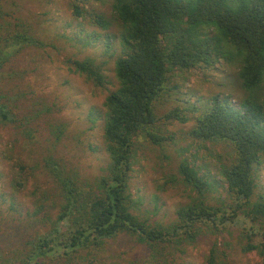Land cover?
Returning <instances> with one entry per match:
<instances>
[{"label":"trees","instance_id":"16d2710c","mask_svg":"<svg viewBox=\"0 0 264 264\" xmlns=\"http://www.w3.org/2000/svg\"><path fill=\"white\" fill-rule=\"evenodd\" d=\"M112 8L110 19L93 13L94 21L104 29L118 25L123 47V56L115 64L118 88L104 104L110 175L102 179L98 190L83 191L77 177L49 160L46 170L61 201L35 204L31 216L41 229L20 247L0 252V264H94L85 252L100 249L121 234L135 237L150 249L161 248L159 255L185 253L201 236L233 226L245 231L243 250L257 251L264 259V193H257L256 175L264 158V99L260 93L264 87V0H114ZM83 11L76 7V17H82ZM15 37L18 43L32 39L21 32ZM6 42L9 50L15 48ZM8 62L9 57L0 58V71ZM220 63L237 68L246 93L239 103L229 96H215L200 115L197 107L183 103L163 116L158 114V103L175 70ZM71 64L74 72L96 86L107 83L95 59ZM15 116L0 81V123L11 124ZM192 120L195 126L189 135L194 140L222 143L232 151L229 161L219 165L230 203L211 205L207 195L212 183L185 160L180 174L196 200L178 209L174 222L150 223L134 211L129 186L136 141L143 136L161 144L170 137L159 134L160 123ZM27 181L16 186L25 187ZM206 264H218L216 247Z\"/></svg>","mask_w":264,"mask_h":264},{"label":"rangeland","instance_id":"374dc122","mask_svg":"<svg viewBox=\"0 0 264 264\" xmlns=\"http://www.w3.org/2000/svg\"><path fill=\"white\" fill-rule=\"evenodd\" d=\"M114 0H0V58L10 62L0 71L4 93L11 101L15 122L0 123V252L20 247L41 229L31 216L39 201H57V186L46 165L57 161L77 177L83 191H96L110 175L104 141L105 101L118 88L116 60L123 56L116 23L104 29L93 13L113 16ZM76 7L84 9L77 18ZM108 19V20H109ZM111 21V20H109ZM32 36L16 42V33ZM15 48L9 50L7 42ZM10 53V54H9ZM93 58L107 83L98 87L74 72L71 61ZM8 59V58H7ZM237 68L220 63L211 68L175 70L168 91L158 103L165 115L183 103L202 114L215 96L244 98ZM260 93L264 99V87ZM190 116L192 113L189 114ZM195 126L177 121L160 123L159 134L170 137L155 144L139 137L129 186L134 211L150 223L174 222L181 207L197 195L183 183L179 167L187 160L213 185L211 205L230 203L220 175V162L232 152L222 143H201L189 134ZM258 195L264 193V158L256 167ZM25 187L16 186L24 183ZM51 202L49 203V205ZM243 227H230L200 237L185 253L159 255L135 237L121 234L100 249L85 252L94 264H206L216 247L218 264H264L257 251L246 252ZM164 253V252H163Z\"/></svg>","mask_w":264,"mask_h":264}]
</instances>
